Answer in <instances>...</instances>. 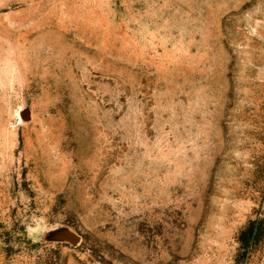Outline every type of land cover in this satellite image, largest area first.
Wrapping results in <instances>:
<instances>
[{"label": "rangeland", "instance_id": "obj_1", "mask_svg": "<svg viewBox=\"0 0 264 264\" xmlns=\"http://www.w3.org/2000/svg\"><path fill=\"white\" fill-rule=\"evenodd\" d=\"M258 217L264 0H0V264H235Z\"/></svg>", "mask_w": 264, "mask_h": 264}, {"label": "trees", "instance_id": "obj_2", "mask_svg": "<svg viewBox=\"0 0 264 264\" xmlns=\"http://www.w3.org/2000/svg\"><path fill=\"white\" fill-rule=\"evenodd\" d=\"M235 264H246L251 257L264 248V217L251 219L239 232Z\"/></svg>", "mask_w": 264, "mask_h": 264}]
</instances>
